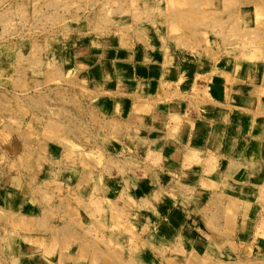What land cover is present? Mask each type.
Instances as JSON below:
<instances>
[{
	"label": "rangeland",
	"instance_id": "1",
	"mask_svg": "<svg viewBox=\"0 0 264 264\" xmlns=\"http://www.w3.org/2000/svg\"><path fill=\"white\" fill-rule=\"evenodd\" d=\"M223 60L264 65V0H0V264H264V166L173 159L178 115L168 143L144 129L159 81L194 103ZM176 207L208 223L210 255L157 246Z\"/></svg>",
	"mask_w": 264,
	"mask_h": 264
},
{
	"label": "crops",
	"instance_id": "2",
	"mask_svg": "<svg viewBox=\"0 0 264 264\" xmlns=\"http://www.w3.org/2000/svg\"><path fill=\"white\" fill-rule=\"evenodd\" d=\"M184 61L190 63L192 70L195 69L190 84L186 86L190 89L181 96L191 100L198 98L192 89L199 85L196 76L199 66L193 65L200 62L196 59ZM222 62L219 70L214 68V62H205L207 72L202 87L206 93L194 103L178 102L177 99L167 102L171 96L166 94L167 84L163 80L151 94L146 91L154 99V103H148L149 112L142 115L146 122L144 129L148 131L147 141L168 143L170 129L176 127L170 124V117L174 115L177 118L178 115L181 123L176 139L171 141L175 146L173 159L183 158L189 150L203 159L213 154L221 161L235 162L241 167L248 162L252 166H264V65ZM214 69L217 70L216 75L212 74ZM179 85V88L183 87L181 82ZM1 188L10 200V209L26 215L33 213V191L24 177H9ZM152 227H155L158 247L174 246L181 237L191 252L202 257L210 255L215 247L212 229L198 213L176 207L163 214L161 221Z\"/></svg>",
	"mask_w": 264,
	"mask_h": 264
},
{
	"label": "bare ground",
	"instance_id": "3",
	"mask_svg": "<svg viewBox=\"0 0 264 264\" xmlns=\"http://www.w3.org/2000/svg\"><path fill=\"white\" fill-rule=\"evenodd\" d=\"M166 133V132H165Z\"/></svg>",
	"mask_w": 264,
	"mask_h": 264
}]
</instances>
